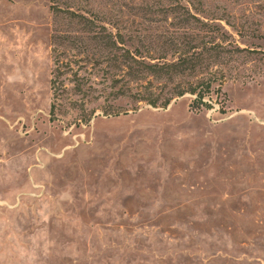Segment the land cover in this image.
<instances>
[{"label": "rangeland", "instance_id": "374dc122", "mask_svg": "<svg viewBox=\"0 0 264 264\" xmlns=\"http://www.w3.org/2000/svg\"><path fill=\"white\" fill-rule=\"evenodd\" d=\"M117 1L127 47L138 32L171 30L180 5L247 53L207 111L190 110L189 95L135 112L108 91L78 98L67 73L51 120L49 0H0V264H264V208L254 207L264 201L234 207L228 171L201 167L198 149L205 129L226 154L245 120L210 125L219 110L264 121V0ZM109 106L127 113L108 117ZM199 180L226 198L207 199Z\"/></svg>", "mask_w": 264, "mask_h": 264}, {"label": "trees", "instance_id": "16d2710c", "mask_svg": "<svg viewBox=\"0 0 264 264\" xmlns=\"http://www.w3.org/2000/svg\"><path fill=\"white\" fill-rule=\"evenodd\" d=\"M120 6L117 0L110 1L109 8L93 0H49L54 64L50 119L65 93L58 79L67 73L73 95L84 98L108 91L113 101L126 99L134 104L132 112L139 105L164 109L185 95L193 98L189 109L196 113L217 104L229 77L227 67L247 50L230 42L218 26L200 21L180 5L171 8L176 22L171 30L138 32L127 39L139 45L127 47L126 36L115 27L114 13H120ZM76 105L77 101L72 103ZM103 113L113 117L127 112L109 106Z\"/></svg>", "mask_w": 264, "mask_h": 264}, {"label": "crops", "instance_id": "0c3cea01", "mask_svg": "<svg viewBox=\"0 0 264 264\" xmlns=\"http://www.w3.org/2000/svg\"><path fill=\"white\" fill-rule=\"evenodd\" d=\"M216 115V118L208 121L210 125H216L225 119L240 116L245 120H242L237 125L240 127L231 133L228 151L222 156L219 155L220 140L215 136L206 134L205 129L202 130V138H200L198 148L200 166H213L216 162L220 171H228L226 177L229 179L225 181L224 189H230L231 202L237 203L233 206L236 208H250L252 202L260 203L264 201V121L258 119L253 111L243 108L234 112L228 110L224 115L219 113H216ZM189 153L184 152V157L189 160L192 158L194 162L193 154L190 155ZM198 182L204 186V194L207 199L219 202L226 198L225 194L215 200L214 196L208 193V186L202 180ZM254 207L264 208V205L263 203L255 204Z\"/></svg>", "mask_w": 264, "mask_h": 264}]
</instances>
